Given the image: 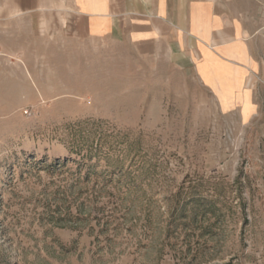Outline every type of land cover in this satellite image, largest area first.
I'll return each mask as SVG.
<instances>
[{
    "label": "rangeland",
    "instance_id": "rangeland-1",
    "mask_svg": "<svg viewBox=\"0 0 264 264\" xmlns=\"http://www.w3.org/2000/svg\"><path fill=\"white\" fill-rule=\"evenodd\" d=\"M236 1L248 121L125 46L0 41V264H264V0Z\"/></svg>",
    "mask_w": 264,
    "mask_h": 264
},
{
    "label": "crops",
    "instance_id": "crops-1",
    "mask_svg": "<svg viewBox=\"0 0 264 264\" xmlns=\"http://www.w3.org/2000/svg\"><path fill=\"white\" fill-rule=\"evenodd\" d=\"M255 18L236 0H0V41L89 39L194 75L221 106L255 115ZM248 92V94H247ZM253 109L245 116L246 99Z\"/></svg>",
    "mask_w": 264,
    "mask_h": 264
}]
</instances>
